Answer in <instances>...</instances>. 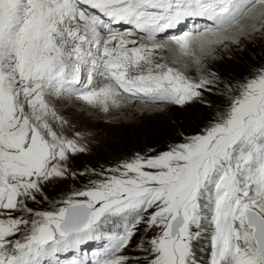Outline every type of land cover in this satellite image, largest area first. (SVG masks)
<instances>
[{
    "label": "snow or ice",
    "instance_id": "obj_1",
    "mask_svg": "<svg viewBox=\"0 0 264 264\" xmlns=\"http://www.w3.org/2000/svg\"><path fill=\"white\" fill-rule=\"evenodd\" d=\"M195 18L210 23L173 31ZM261 31L264 0H0V264H87L82 246L100 239L95 264H197L205 233L210 264H264V66L233 83L206 65ZM214 91L226 106L168 150L108 174L70 168L88 149L57 101L109 113L210 106ZM77 175L88 186L62 206H29Z\"/></svg>",
    "mask_w": 264,
    "mask_h": 264
},
{
    "label": "rangeland",
    "instance_id": "obj_2",
    "mask_svg": "<svg viewBox=\"0 0 264 264\" xmlns=\"http://www.w3.org/2000/svg\"><path fill=\"white\" fill-rule=\"evenodd\" d=\"M257 51L259 55L256 58L264 60V31L254 33L250 40L243 39L241 45L238 47L232 46L230 50L218 51L214 59L206 61V65L209 70L217 73L219 67L229 63L230 59L236 56L239 57L241 54L256 55ZM261 66H264L263 62ZM187 74L193 78H198L199 76L195 67H190L187 70ZM197 102L193 101L184 106L153 105L150 107H141L137 103H131L119 109H112L109 113H103L81 101L72 99L57 101L56 106L60 114L69 121V125L66 126L65 130L66 135L72 136L75 132L82 133L83 138L81 142L88 149L85 153L70 157V168L77 173L87 171L91 174L94 170L97 173L105 171V174H108L106 170L119 166L135 155V152H133L130 156H124L119 144L120 141L123 143L126 140L124 136L129 137L133 132H143L144 126H150L151 129L159 130L161 120L169 119L172 114L178 117L187 116L185 119L187 122ZM198 123L200 127H196L195 124H188L189 133L182 134L176 141H172L167 148L169 149L170 146L182 142L184 138L200 132L204 125L207 124V121H198ZM138 137L141 138V135ZM151 140L159 141L163 140V137L158 136L155 138L153 136ZM140 145L142 146L141 151L146 150L145 146L147 144L143 143ZM92 178H95V176H92ZM87 186V176L77 175L75 178L68 177L66 179L52 180L44 186V193L47 199L40 200L39 204L29 201V206L37 210H54L62 206L64 199L72 196L76 191L85 189ZM139 236L140 234L138 233L137 236L133 237L129 248L125 249L126 254L133 260L140 255L138 249L135 247L139 243ZM193 244L196 249L197 264H210V233H205L201 239L194 241Z\"/></svg>",
    "mask_w": 264,
    "mask_h": 264
},
{
    "label": "trees",
    "instance_id": "obj_3",
    "mask_svg": "<svg viewBox=\"0 0 264 264\" xmlns=\"http://www.w3.org/2000/svg\"><path fill=\"white\" fill-rule=\"evenodd\" d=\"M259 53L257 51L256 55L251 54H241L239 57H234L230 59L229 63L221 65L217 74L221 78V82H239L248 77L253 70L260 67L264 60L257 59ZM205 99L210 102V106H206L203 102L198 101L194 110L189 115V120L186 122V117H178L172 114L169 119L161 120L160 129H154L150 126H144L143 132H133L129 137L124 136L126 140L119 144L124 153V156H130L131 153L135 152V155L139 152L140 154H150L155 155L168 150V145L172 141H176L178 137L182 134H188V124H195L196 127H200L198 121H209L215 113L226 106V99L219 92L207 93L205 92ZM187 124V125H186ZM150 127V128H149ZM145 129H147L145 131ZM137 131V130H136ZM127 132V130H125ZM141 135V138L137 136ZM157 138L158 136L163 137V140L152 141V137ZM119 140V139H118ZM147 144L145 146L146 150H142L140 144ZM134 155V156H135ZM133 156V157H134Z\"/></svg>",
    "mask_w": 264,
    "mask_h": 264
}]
</instances>
